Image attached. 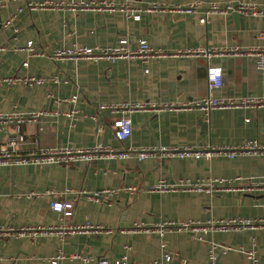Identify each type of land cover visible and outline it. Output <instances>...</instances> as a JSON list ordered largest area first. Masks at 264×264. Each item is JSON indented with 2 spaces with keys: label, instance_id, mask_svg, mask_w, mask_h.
I'll return each mask as SVG.
<instances>
[{
  "label": "crops",
  "instance_id": "1",
  "mask_svg": "<svg viewBox=\"0 0 264 264\" xmlns=\"http://www.w3.org/2000/svg\"><path fill=\"white\" fill-rule=\"evenodd\" d=\"M164 7L201 3L194 16L171 10L142 15L140 21L127 13L105 9L104 5L127 6L141 10L149 3ZM248 2L264 7V0H0V20L16 19L9 27H0V78L36 77L57 84L45 86H8L0 84V113L31 114L44 112L36 124L21 127L24 143L21 155L45 148H93L103 146L114 150L147 147L237 146L257 141L264 146V109L217 110L204 117L198 111L179 110L162 113L140 112L132 116V135L124 143L114 136L115 116L98 111L101 104L139 102L161 105L179 101H195L207 94V67L203 58L169 57L143 64L139 61H88L50 57L59 50L79 47H115L125 37L135 49L147 40L153 47L170 54L221 49L239 45H258V34L264 32V18L245 16L243 25L229 20L228 15H211L208 24L198 21L210 5H244ZM28 3L79 4L95 3L100 9L76 10L38 9L18 13ZM243 27V28H242ZM33 42L35 52L27 51ZM44 55V56H42ZM25 62L29 63L23 68ZM209 66L220 68L224 82L215 92L220 98H246L264 95V79L253 60L247 57L224 59L214 57ZM148 70L149 73L145 74ZM78 95L77 114L68 103ZM96 119H91L90 117ZM248 119L250 122L245 123ZM201 121L208 123L204 130ZM15 127L9 134H15ZM7 136L0 132V146ZM38 143V145H37ZM264 177V152L256 156H219L211 160H98L88 165L78 162L70 166H8L0 167V226L15 230L24 226L57 225L60 215L51 211L48 190L63 192L67 188L89 195L103 190H120L111 203L92 202L86 196L68 195L61 202L73 201L74 224L91 221L111 230L100 236H71L62 244L56 237L36 240L28 237L0 238V264H51L48 259L62 249L66 255L81 253L93 259L88 263L63 260L60 264H96L105 258L118 260L127 254L133 262L150 264L159 256L162 239L155 233L133 232L135 223L152 228L166 220L178 223L195 221L248 219L264 222V196L239 192H223L214 196L197 193H151L160 181L172 185L181 179ZM137 188L134 194L124 189ZM33 195V196H29ZM201 242L192 230L168 233L164 241L169 249L187 264H208L211 243L234 249L218 255V264H252L247 255L237 252L256 251L264 254V226L255 230L229 233H208ZM126 247L130 249L127 251ZM170 264H179L175 258Z\"/></svg>",
  "mask_w": 264,
  "mask_h": 264
},
{
  "label": "built area",
  "instance_id": "2",
  "mask_svg": "<svg viewBox=\"0 0 264 264\" xmlns=\"http://www.w3.org/2000/svg\"><path fill=\"white\" fill-rule=\"evenodd\" d=\"M105 9L111 11L119 10L122 13H127L128 18L134 21H140L142 15H150L153 13H161L167 10L174 11L185 16H194L202 7L201 3H192L187 6H176L173 8L164 7L158 3H149L144 9L136 10L130 9L127 6L116 7L113 4L104 5ZM68 8L73 11L76 10H90L100 9L95 3H79V4H52V3H28L24 8H20L18 13L23 11H35L38 9H64ZM238 12L245 16L253 18H264V7H257L248 2L244 5H239L237 9L228 4L224 7L218 5H210L209 9L204 12L199 19L200 24H208L209 16L230 15L232 12ZM17 15H13L9 20H0V27H9L16 19ZM260 43L254 47L244 48L239 45L229 46L221 49H207L194 53L183 52L179 54H170L162 49L153 47L147 40H141L135 49L129 46V38L121 39L117 46L101 48V47H79L75 46L69 50H59L55 52L50 58L53 61L62 59L70 60H88L101 61L105 60L111 64L118 61L136 62L148 64L152 61H158L169 57H194L203 58L207 61V94L206 96L195 101H179L177 103L151 105L150 103L139 102H122V103H108L101 104L98 107L100 112H108L116 117L114 122V136L119 143H124L132 135V116L140 112H156L162 113L167 111L189 110L198 111L205 118L211 112L217 110H258L264 109V95L260 97H246V98H220L215 95V92L222 88L224 77L220 68L209 66V61L214 57H221L224 59L247 57L254 61L257 69L264 79V32L258 34ZM3 50V49H0ZM27 51L32 56H39L35 52L33 42L27 44ZM44 56V55H42ZM29 66L28 62L23 64V68ZM149 71L146 70L145 74ZM57 78L51 79L49 82L44 79L36 77H2L0 84L8 86L24 85V86H45L49 83L57 84ZM79 101L78 95H73L68 103L73 106V109L66 113L68 118H74L77 114L76 105ZM44 112L31 114H17V113H0V132H5L7 141L0 146V167L10 166H26V165H40V166H70L72 164L83 162L88 165L98 160L111 159L116 161L135 160L141 162L148 158H155L157 160H167L171 158L179 159H206L211 160L214 157H227L235 159L237 156H256L264 152V146L257 141H248L243 145L237 146H194V147H166V148H132L127 150H114L103 147L101 145L93 148H45L38 145L37 149L27 155L19 153V147L24 143V137L21 134V127L25 124H36L40 117L44 116ZM96 119L95 117H90ZM248 119L245 123H249ZM15 127V134H9V129ZM125 192L134 194L137 191L135 187L124 189ZM149 191L151 193L163 194L168 192L174 193H197L200 195L214 196L223 192H239L248 195L259 194L264 196V177L256 179L254 177L243 178L235 177L229 179L223 178H209L206 180L192 181L190 179H181L177 183L169 185L164 181H160L157 185L152 186ZM120 190H103L94 194H88L85 191L77 192L73 189L67 188L63 192L48 190L43 196L50 199L49 206L52 212L60 215V220L57 225L50 227L43 226H24L18 230L10 227L0 226V238L2 237H28L31 240H36L39 237L53 236L56 237L62 244L68 237L71 236H89L96 237L104 233H111L103 225L95 224L91 221H86L82 224H74L71 219L74 215L75 204L77 200L61 202L59 198L76 195L86 196L92 202H106L111 203V197L117 195ZM33 196V195H29ZM264 226L262 221H251L248 219H231L214 220L211 219L206 223L186 221L176 222L173 220H166L152 228L144 227L142 223H135L132 228L133 232L155 233L162 242L159 246V256L150 264H170L173 259L178 258L179 264H187L186 260L179 257V255L171 251L164 241V237L168 233H181L185 230H192L194 238L203 242V235L208 233H229L235 231L255 230ZM130 248L126 247L128 251ZM234 251L230 246L211 243L208 248V264H218V255H226ZM247 255L252 264H264V254L258 255L256 251L245 252L243 249L236 250ZM63 260L70 262L81 261L88 263L93 261L92 258L87 257L81 253H73L66 255L62 249L56 256L51 257L48 261L51 264H60ZM96 264H142L133 262L127 254L122 255L121 258L115 261H110L105 258L96 260Z\"/></svg>",
  "mask_w": 264,
  "mask_h": 264
},
{
  "label": "water",
  "instance_id": "3",
  "mask_svg": "<svg viewBox=\"0 0 264 264\" xmlns=\"http://www.w3.org/2000/svg\"><path fill=\"white\" fill-rule=\"evenodd\" d=\"M238 6H239V4H233V5H232V7H233L234 9H237ZM244 18H245V15L240 14V13H238V12H236V11H235V12H232V13L228 16V19H229V20H234L235 23H237V22H241L242 25H243V20H244ZM242 28H243V27H242ZM199 115H200L199 117H201V114H200V113H199ZM201 125H202V127H203L204 130L208 129V123L201 121ZM1 134H2V135H5V134H7V133H5V132H1Z\"/></svg>",
  "mask_w": 264,
  "mask_h": 264
}]
</instances>
